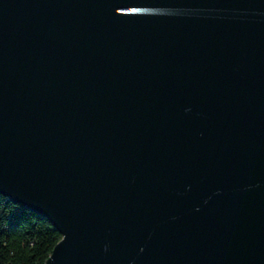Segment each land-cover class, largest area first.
Masks as SVG:
<instances>
[{"label": "water", "instance_id": "95a60500", "mask_svg": "<svg viewBox=\"0 0 264 264\" xmlns=\"http://www.w3.org/2000/svg\"><path fill=\"white\" fill-rule=\"evenodd\" d=\"M0 192L46 264H264V0H0Z\"/></svg>", "mask_w": 264, "mask_h": 264}, {"label": "trees", "instance_id": "16d2710c", "mask_svg": "<svg viewBox=\"0 0 264 264\" xmlns=\"http://www.w3.org/2000/svg\"><path fill=\"white\" fill-rule=\"evenodd\" d=\"M61 237L49 218L0 192V264H46Z\"/></svg>", "mask_w": 264, "mask_h": 264}]
</instances>
